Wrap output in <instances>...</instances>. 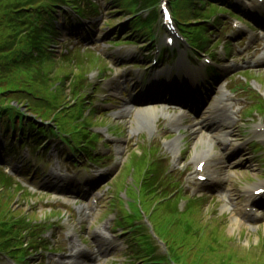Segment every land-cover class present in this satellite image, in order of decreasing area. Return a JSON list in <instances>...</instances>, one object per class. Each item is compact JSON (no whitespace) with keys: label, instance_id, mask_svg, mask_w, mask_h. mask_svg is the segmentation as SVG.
<instances>
[{"label":"rangeland","instance_id":"rangeland-1","mask_svg":"<svg viewBox=\"0 0 264 264\" xmlns=\"http://www.w3.org/2000/svg\"><path fill=\"white\" fill-rule=\"evenodd\" d=\"M126 174H127L126 172L123 173V176H122L121 181H120V182H121V183H120V186L124 183V180H125ZM128 198H129V203H130L131 207H132L133 209H136L137 206H136V204H135V200H134V198L131 196V194H128ZM0 199H1V202H4V200H3L2 197H0ZM141 201H142V207H143L144 209H147V207H148L147 202H146L144 199H142ZM250 255H251V254H250ZM251 257H252V255H251Z\"/></svg>","mask_w":264,"mask_h":264}]
</instances>
